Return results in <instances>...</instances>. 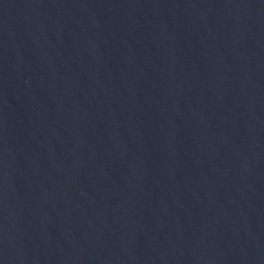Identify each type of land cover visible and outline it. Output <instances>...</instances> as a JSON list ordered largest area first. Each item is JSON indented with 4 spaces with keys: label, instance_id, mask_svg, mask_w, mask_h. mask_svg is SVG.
I'll use <instances>...</instances> for the list:
<instances>
[{
    "label": "water",
    "instance_id": "95a60500",
    "mask_svg": "<svg viewBox=\"0 0 264 264\" xmlns=\"http://www.w3.org/2000/svg\"><path fill=\"white\" fill-rule=\"evenodd\" d=\"M0 264H264V0H0Z\"/></svg>",
    "mask_w": 264,
    "mask_h": 264
}]
</instances>
